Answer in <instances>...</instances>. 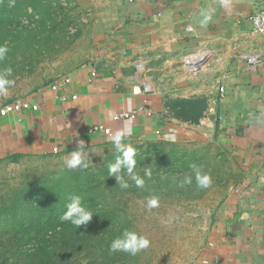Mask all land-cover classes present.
I'll return each mask as SVG.
<instances>
[{"label":"crops","instance_id":"crops-1","mask_svg":"<svg viewBox=\"0 0 264 264\" xmlns=\"http://www.w3.org/2000/svg\"><path fill=\"white\" fill-rule=\"evenodd\" d=\"M93 1L88 50L64 73L69 83L53 91V79L20 99L37 110L0 116V160L65 156L79 140L86 150L103 147L121 130L131 144L215 142L230 179L216 187L222 195L206 212L205 243L191 264H264V34L253 35L248 20L264 0ZM247 52L262 62L249 67ZM194 54L206 59L190 73L183 59ZM136 60L146 62L155 92L132 93ZM195 98L207 101L198 124L166 106ZM121 112L134 117L115 119Z\"/></svg>","mask_w":264,"mask_h":264},{"label":"trees","instance_id":"trees-1","mask_svg":"<svg viewBox=\"0 0 264 264\" xmlns=\"http://www.w3.org/2000/svg\"><path fill=\"white\" fill-rule=\"evenodd\" d=\"M72 10L60 0H0V45L6 43L9 47L6 58L0 61V70L17 55L26 59L27 54L68 48L81 35L78 17ZM166 106L175 118L198 124L207 101L169 99ZM131 146L136 151L134 171L145 179L143 188L136 187L125 175L129 187L121 189L115 177L109 175V165L121 155L115 151L102 166L90 171L41 173L1 195L0 264H125V253L109 252L113 240L131 231V221L115 197L148 190L145 195L196 201L230 179L228 160L215 142ZM23 158L15 155L0 161L17 163ZM192 165L211 176L209 188H198L194 176L190 185L179 186L185 174H192ZM145 169L151 171L150 178L145 177ZM124 171L122 166L121 174ZM72 195L79 196L82 206L93 213L90 223L78 229L60 220Z\"/></svg>","mask_w":264,"mask_h":264},{"label":"rangeland","instance_id":"rangeland-1","mask_svg":"<svg viewBox=\"0 0 264 264\" xmlns=\"http://www.w3.org/2000/svg\"><path fill=\"white\" fill-rule=\"evenodd\" d=\"M64 7L73 9L78 17L81 35L61 52L50 51L43 54H27L26 59L17 55L7 68L12 69L9 79L15 81L6 96H0V107L20 100L53 79L62 77L69 67L83 60L87 52L90 23L94 20L93 0H60ZM26 23V22H24ZM66 41V39H65ZM184 65V64H183ZM133 145L131 143H127ZM88 151V166L68 169L65 156H29L17 163L0 161V196L10 192L22 183L30 182L37 175L46 172L69 170L86 172L102 166L116 150L112 143L103 147L85 149ZM235 169V168H234ZM230 175V174H229ZM234 175V174H232ZM140 190V189H138ZM148 190L130 191L115 197L122 202L131 224L130 230L146 237L150 246L135 256L125 253V264H191L205 243V216L221 197V188L210 190L196 201L181 200L164 194L156 197L158 204L147 207V200L153 196L145 195ZM117 200V201H118Z\"/></svg>","mask_w":264,"mask_h":264},{"label":"clouds","instance_id":"clouds-1","mask_svg":"<svg viewBox=\"0 0 264 264\" xmlns=\"http://www.w3.org/2000/svg\"><path fill=\"white\" fill-rule=\"evenodd\" d=\"M202 20L201 25H206L211 20V11L201 12ZM9 52V47L7 44L0 45V61H3ZM12 75V69L4 68L0 70V96H6L10 87L14 86L15 81L9 79ZM127 132L124 130L116 131L111 135V142L117 153L121 155L117 157L114 164L109 165V175L114 176L116 182L119 183L121 189H127L129 184L124 176L127 175L131 181L134 182L135 186L138 188H143L145 186V179L135 173L134 169L136 167L135 160V149L130 145L125 143ZM78 147L71 151L68 158L65 160V166L68 169H76L77 167L88 166V151H85V145L83 140L77 142ZM124 166L125 171L121 174V167ZM192 174H185L182 182L179 186L190 185L193 182V176L196 181L198 188L206 189L212 184V178L209 174L204 173L200 167L192 165ZM145 177H151V171L145 169ZM70 202L66 206V211L60 217L62 222L70 223L75 228H80L81 226H86L90 223L93 213L82 206L81 198L77 195H72L69 197ZM158 204L156 197H151L147 200V207L154 208ZM150 246V241L142 236L138 235L132 231H125L122 238H117L112 241L109 246V252H121L126 253L130 256H135L138 253L146 250Z\"/></svg>","mask_w":264,"mask_h":264},{"label":"built area","instance_id":"built-area-1","mask_svg":"<svg viewBox=\"0 0 264 264\" xmlns=\"http://www.w3.org/2000/svg\"><path fill=\"white\" fill-rule=\"evenodd\" d=\"M250 31L253 35H263L264 34V7L259 11L255 12L249 16ZM241 58L246 62L249 67H256L262 62V57L259 52H247L241 55ZM205 55L194 54L186 56L183 59V64L186 67L187 71L190 73H196L200 65L205 61ZM147 65L143 60H136L133 65V87L132 93L137 95L140 93H152L155 92V87L151 81V78L147 75ZM69 83V78L67 76H62L57 78L54 83L51 85L53 91H58L59 89L65 87ZM224 88H219V93L222 95ZM37 110V105H30L28 102L23 100H16L10 103H7L0 107V116H7L14 114L23 110ZM134 117V115L126 112H121L117 114L114 118L117 120L123 118ZM103 130L101 127H95L91 131ZM103 132L107 135L110 134L108 129H104ZM53 152H57L56 149H53ZM217 264V263H216Z\"/></svg>","mask_w":264,"mask_h":264},{"label":"water","instance_id":"water-1","mask_svg":"<svg viewBox=\"0 0 264 264\" xmlns=\"http://www.w3.org/2000/svg\"><path fill=\"white\" fill-rule=\"evenodd\" d=\"M205 114V113H204Z\"/></svg>","mask_w":264,"mask_h":264}]
</instances>
